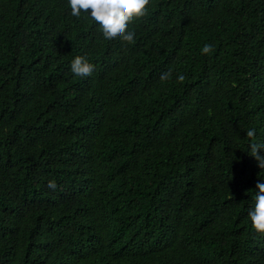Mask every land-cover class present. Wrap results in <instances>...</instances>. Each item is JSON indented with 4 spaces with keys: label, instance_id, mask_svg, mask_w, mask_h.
<instances>
[{
    "label": "trees",
    "instance_id": "obj_1",
    "mask_svg": "<svg viewBox=\"0 0 264 264\" xmlns=\"http://www.w3.org/2000/svg\"><path fill=\"white\" fill-rule=\"evenodd\" d=\"M129 28L0 0V264H264V0H151Z\"/></svg>",
    "mask_w": 264,
    "mask_h": 264
},
{
    "label": "clouds",
    "instance_id": "obj_2",
    "mask_svg": "<svg viewBox=\"0 0 264 264\" xmlns=\"http://www.w3.org/2000/svg\"><path fill=\"white\" fill-rule=\"evenodd\" d=\"M150 2L151 0H68V6L72 17L90 19L92 26L96 28L104 41L110 42L119 38L131 43L135 40V34L130 30L129 24L148 12ZM200 50L203 54H210L213 51V45L204 43ZM70 70L83 80L95 75L94 68L89 65L84 56L80 55L71 60ZM170 75V72L163 73L161 79L166 80ZM184 78L182 73L176 76V79L180 81ZM245 135L249 138L250 155L255 158L258 168H264V142L256 140V128H248ZM47 187L55 190L57 188L55 180L49 179ZM255 188L254 203L248 211V216L255 232L264 234V179L257 180Z\"/></svg>",
    "mask_w": 264,
    "mask_h": 264
}]
</instances>
